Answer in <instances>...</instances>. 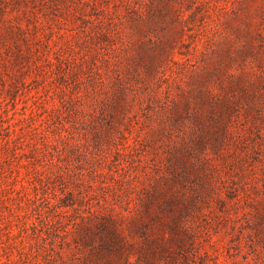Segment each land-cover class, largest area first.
Instances as JSON below:
<instances>
[{
    "label": "rangeland",
    "instance_id": "1",
    "mask_svg": "<svg viewBox=\"0 0 264 264\" xmlns=\"http://www.w3.org/2000/svg\"><path fill=\"white\" fill-rule=\"evenodd\" d=\"M0 264H264V0H0Z\"/></svg>",
    "mask_w": 264,
    "mask_h": 264
}]
</instances>
